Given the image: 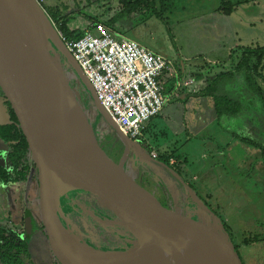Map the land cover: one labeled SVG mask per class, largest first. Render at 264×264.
Returning <instances> with one entry per match:
<instances>
[{
  "label": "rangeland",
  "instance_id": "374dc122",
  "mask_svg": "<svg viewBox=\"0 0 264 264\" xmlns=\"http://www.w3.org/2000/svg\"><path fill=\"white\" fill-rule=\"evenodd\" d=\"M223 1L230 5L228 13L220 10ZM149 2L150 6L140 7L113 26L122 38L135 40L168 61L160 76L164 105L146 122L137 146L130 149L133 152L126 171L160 202L204 264H264V108L243 76L233 72L242 48L264 46V0ZM39 4L61 41V22L71 30L85 31L121 10L119 0H41ZM152 7L162 18L153 15ZM58 14L65 18L55 22ZM47 48L51 63L78 91L87 118L97 123L94 134L103 152L118 164L125 150L123 143L103 116L94 118L96 107L65 58L53 45ZM199 69L205 75L198 74ZM228 72H233L231 77L220 76L210 90L196 93L198 87L210 85L216 75ZM261 72L264 75V58ZM174 74L185 80L195 76L187 101L175 97L178 91L169 90ZM197 75L202 81L196 80ZM214 90L240 105L238 115L217 117L211 96ZM3 101L0 89V130L9 124ZM6 152V144L0 140V164H5ZM72 195L80 200L60 205L66 223L71 226L76 218H82L104 237L101 246L112 249L121 245L114 241L106 223L97 219L99 215L87 211L108 213L124 223L115 206L90 192ZM26 211L31 213L33 225L28 236L23 233ZM39 222L35 178L0 186V225L15 228L28 240L24 261L55 264ZM221 223L228 225L230 240L224 236Z\"/></svg>",
  "mask_w": 264,
  "mask_h": 264
},
{
  "label": "water",
  "instance_id": "95a60500",
  "mask_svg": "<svg viewBox=\"0 0 264 264\" xmlns=\"http://www.w3.org/2000/svg\"><path fill=\"white\" fill-rule=\"evenodd\" d=\"M26 1L41 13L44 24L52 27L38 1ZM48 45L42 50L35 29L21 19L11 0H0V89L15 110L37 171L41 223L55 259L59 264H99L87 251L74 247L64 234L61 198L86 191L115 206L132 236L148 252L146 264H204L180 236L160 202L127 173L123 160L116 164L103 152L64 72L51 63ZM60 46L54 47L89 94L97 118L103 116L116 132L126 155L129 139L100 106L61 40ZM50 158L63 166V182L52 180ZM30 218L27 212V230Z\"/></svg>",
  "mask_w": 264,
  "mask_h": 264
},
{
  "label": "built area",
  "instance_id": "2783aa9c",
  "mask_svg": "<svg viewBox=\"0 0 264 264\" xmlns=\"http://www.w3.org/2000/svg\"><path fill=\"white\" fill-rule=\"evenodd\" d=\"M64 45L109 119L122 135L137 141L146 122L164 105L159 78L168 61L135 40L118 37L102 24ZM194 82V78L181 79L178 87L188 88Z\"/></svg>",
  "mask_w": 264,
  "mask_h": 264
},
{
  "label": "trees",
  "instance_id": "16d2710c",
  "mask_svg": "<svg viewBox=\"0 0 264 264\" xmlns=\"http://www.w3.org/2000/svg\"><path fill=\"white\" fill-rule=\"evenodd\" d=\"M41 3V0H37ZM150 0H119L121 10L117 15L103 22L108 30L117 35L114 24L123 17H129L131 13L136 12L140 7L149 5ZM154 1V0H153ZM150 6V5H149ZM230 5L223 1L220 10L223 13L229 12ZM152 13L156 17H161L155 7H152ZM65 17L58 14V22ZM57 28V27H56ZM58 30L63 37V43L71 42L81 37L84 31H74L69 29L65 22H61ZM264 58V46L244 47L241 49L238 61L235 64L234 73L241 74L246 85L261 99L264 108V75L261 72L262 59ZM233 72L221 73L216 75L211 84L206 86V90H210L211 86L219 80L220 76L231 77ZM214 111L217 117L221 115L236 116L240 112V105L225 95H219L216 90L212 92ZM3 103L6 106V114L9 124L5 129L0 130V140L6 144L7 152L5 154V164H0V186L14 185L15 183L25 182L28 179L35 178L37 180V171L30 157L29 148L23 131L20 127L18 117L11 103L4 96ZM41 223V222H40ZM42 225V223H41ZM222 232L231 239L229 227L225 223H221ZM0 229V249H4L0 253V259L6 264H23L19 258V253L26 252V244L20 239L12 229ZM233 251L239 257L236 245L232 247ZM9 258H6L7 251Z\"/></svg>",
  "mask_w": 264,
  "mask_h": 264
},
{
  "label": "bare ground",
  "instance_id": "6f19581e",
  "mask_svg": "<svg viewBox=\"0 0 264 264\" xmlns=\"http://www.w3.org/2000/svg\"><path fill=\"white\" fill-rule=\"evenodd\" d=\"M11 2L14 10L21 19L29 25L31 29H35L36 40L42 50H45L47 44L61 47L59 37L51 26L49 27L44 24L41 13L37 12L26 0H11ZM94 118H97L96 114ZM91 127L95 132L94 123H91ZM49 166L52 180L56 182H63L66 180L64 168L55 158L49 159ZM93 198L94 195L90 199L93 200ZM82 206L84 208L86 207L84 204ZM88 211L91 214L96 212L93 209H89ZM97 219L106 223V226H108L110 231L114 234V241L116 239L121 245H115L112 249L101 246L99 243L105 241L104 237H99L98 231L93 225L82 218H76L71 226L67 223L64 224V234L66 238L74 247H79L87 251L90 256L99 262V264H146L149 261L148 252L140 242L132 236L126 224L118 223V221L108 213L99 214Z\"/></svg>",
  "mask_w": 264,
  "mask_h": 264
},
{
  "label": "flooded vegetation",
  "instance_id": "af4514ba",
  "mask_svg": "<svg viewBox=\"0 0 264 264\" xmlns=\"http://www.w3.org/2000/svg\"><path fill=\"white\" fill-rule=\"evenodd\" d=\"M72 88V87H71ZM72 90H73V92H74V95H75V97H76V99H77V101H78V103H79V100H78V96H77V92L75 91V89H73L72 88ZM94 124H95V126H96V132H97V123H95L94 122ZM120 141V140H119ZM137 144V141L135 140V141H133V140H129V149H128V152L126 153V155H125V153L123 152V155H122V157H121V160H123V163H124V169L126 170V163H127V160H128V158H130V154H131V152H133V150H134V148H135V146H137L136 145ZM101 146V145H100ZM102 147V146H101ZM133 149L132 151H130V149ZM103 149V148H102ZM136 180V179H135ZM76 192H78V191H75V192H70V193H68V194H66V195H64L62 198H61V200H60V204L61 205H63V204H65V203H68V201L70 202V203H76V202H78L80 199H75L74 197H73V195L72 194H74V193H76ZM79 205H81L80 204V202L78 203ZM83 205V204H82ZM81 205V206H82ZM63 209V208H62ZM89 210V209H88ZM87 210V211H88ZM96 211V210H95ZM27 212H29V211H26L25 212V215H24V227H23V233L25 234V235H29L30 234V230L32 229V227H33V225L31 226V219L32 218H30V227H29V229L27 230L26 229V224H25V218H26V213ZM94 214H97V215H99L97 212H95ZM30 215H31V213H30ZM37 226H38V228L39 229H41L43 232H44V234H45V236H46V233H45V230H44V227H43V225H41V223L39 222L38 224H37ZM0 229H12L13 231H14V233L20 238V239H22L24 242H25V244H26V249L28 248L27 247V239H25L24 237H22L20 234H19V232L15 229V228H13V227H10L9 225H5V224H3V225H0ZM7 230V231H8ZM46 239H47V237H46ZM49 246V245H48ZM49 249H50V247H49ZM3 251H4V249H0V253H2V254H5V253H3ZM27 251L28 250H26V252L25 253H19V258H20V260L22 261V263L23 264H30L27 260L26 261H24V259H23V256L25 257V255H27ZM9 250L7 251V253L8 254H6V258H9ZM50 252H51V249H50ZM51 257H52V259H53V261L55 262V264H59V262L55 259V257L53 256V253L51 252ZM0 264H6L5 262H3L1 259H0Z\"/></svg>",
  "mask_w": 264,
  "mask_h": 264
},
{
  "label": "crops",
  "instance_id": "0c3cea01",
  "mask_svg": "<svg viewBox=\"0 0 264 264\" xmlns=\"http://www.w3.org/2000/svg\"><path fill=\"white\" fill-rule=\"evenodd\" d=\"M117 36L118 37H121L122 38V36L123 35H121V34H118L117 33ZM146 47V46H145ZM147 48V47H146ZM200 71H202L201 69H199V72H198V74H202V76L203 75H205V74H203L204 72L202 71V72H200ZM191 76V75H190ZM198 76V79H196L197 81H202V76H200V75H197ZM195 76H193L192 75V77H190V78H194ZM160 79V78H159ZM173 79H174V82H173V86H171L170 87V89L169 90H174V92L175 91H178L179 93H177L176 94V96L175 97H182V99H184L185 101H187V96L191 93V92H193V90H190L191 88V86L190 87H188V88H181V87H178L179 85H178V81H181V78H177V75H175L174 74V77H173ZM160 82H161V80H160ZM161 84H162V82H161ZM162 86H163V84H162ZM199 86H200V84H199ZM164 87V86H163ZM201 87H198L197 88V90H196V93H198V94H204V92L203 91H206V86L205 87H203L202 86V88L200 89ZM182 89V90H181ZM187 95V96H186ZM140 138H141V136H140ZM139 138V139H140ZM138 139V140H139Z\"/></svg>",
  "mask_w": 264,
  "mask_h": 264
}]
</instances>
